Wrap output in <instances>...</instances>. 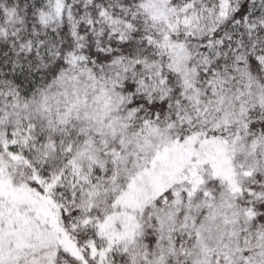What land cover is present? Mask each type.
I'll list each match as a JSON object with an SVG mask.
<instances>
[{
    "label": "trees",
    "instance_id": "obj_1",
    "mask_svg": "<svg viewBox=\"0 0 264 264\" xmlns=\"http://www.w3.org/2000/svg\"><path fill=\"white\" fill-rule=\"evenodd\" d=\"M146 1L0 0V107L36 104L74 54L104 85L131 96L137 112L130 133L172 123L180 144H197L207 137L181 78L167 66L169 49L161 45L167 34L193 57L199 96L214 109L212 139L250 141L264 133V0H169L172 14L164 22L145 10ZM77 139L72 128L61 134L22 113L0 140L12 183L48 194L59 227L80 250V257L60 250L52 264H151L156 229L142 216L125 220L110 189L118 178L113 164L83 153ZM167 198L169 190L153 203ZM245 206L254 212L251 228H264V199ZM7 217L0 209V264H35L32 257L42 264L32 248L9 254ZM108 222L113 235L103 233Z\"/></svg>",
    "mask_w": 264,
    "mask_h": 264
},
{
    "label": "rangeland",
    "instance_id": "obj_2",
    "mask_svg": "<svg viewBox=\"0 0 264 264\" xmlns=\"http://www.w3.org/2000/svg\"><path fill=\"white\" fill-rule=\"evenodd\" d=\"M144 8L160 22L172 14L169 0H147ZM161 45L169 49L167 66L181 78L206 139L180 144L172 123L130 133L137 112L130 107L131 96L104 85L70 54L67 69L36 104L0 107V140L22 113L45 120L61 134L74 129L83 153L113 164L118 178L110 189L120 196L125 220L142 216L156 229L151 264H264V228H251L254 212L245 206L264 199V133L250 141L213 140L214 109L199 96L192 55L167 34ZM186 122L194 126L192 117ZM165 190L172 198L154 204ZM131 207L141 215L130 212ZM0 209L8 215L11 236L7 242L2 238L9 254L32 248L42 264H52L60 250L80 257L75 241L59 227L55 202L25 184H13L1 157ZM114 231L112 222L104 224L103 233ZM31 262L40 264L33 257Z\"/></svg>",
    "mask_w": 264,
    "mask_h": 264
}]
</instances>
